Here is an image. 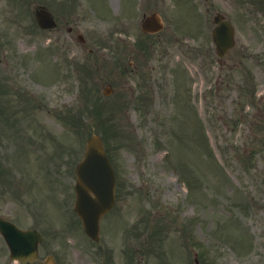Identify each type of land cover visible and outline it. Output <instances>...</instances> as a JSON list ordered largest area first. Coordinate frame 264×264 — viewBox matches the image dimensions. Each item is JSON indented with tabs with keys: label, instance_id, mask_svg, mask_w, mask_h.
<instances>
[{
	"label": "rangeland",
	"instance_id": "374dc122",
	"mask_svg": "<svg viewBox=\"0 0 264 264\" xmlns=\"http://www.w3.org/2000/svg\"><path fill=\"white\" fill-rule=\"evenodd\" d=\"M136 1L0 0V46L8 45L7 56L0 54V210L8 207L22 226L37 220L45 242L36 264L55 246L60 264H98L96 247L82 236L77 220L66 223L71 241H62L47 223L48 218L57 223V216L44 217L51 206L74 199L69 167L83 157L87 139L100 133L122 180L116 208L102 228L101 247L113 252L112 264H264V99L258 97L264 91L262 16L254 5L247 14L244 0H198L199 7L191 0H142L137 14ZM42 5L53 8L60 29L35 27L33 11ZM155 12L163 17L164 29L158 35L143 33V15ZM131 13L133 26L120 25L121 17ZM219 13L236 27V47L223 58L211 36ZM203 24L198 42H184L180 32L199 34ZM79 34L84 47L77 42ZM121 34L132 36L137 46L114 45ZM100 38L111 51L96 47ZM55 49L59 62L76 55L82 67L78 77L88 78L91 89L100 92L95 89L98 114L88 117L78 101L67 103L75 78L73 71L59 77L60 67L51 59ZM28 84L44 85L50 93L38 88L37 101H26ZM155 84L174 102L155 105ZM77 85L80 92L81 82ZM108 85L114 91L107 98L101 90ZM65 99L62 110L51 107ZM21 120L29 122L25 126ZM28 206H42L44 214L29 213ZM166 206L197 213L198 225ZM144 209L154 216L142 222ZM240 237L245 240L238 246ZM5 253L0 238V264H9Z\"/></svg>",
	"mask_w": 264,
	"mask_h": 264
},
{
	"label": "water",
	"instance_id": "95a60500",
	"mask_svg": "<svg viewBox=\"0 0 264 264\" xmlns=\"http://www.w3.org/2000/svg\"><path fill=\"white\" fill-rule=\"evenodd\" d=\"M44 17H48L46 12L43 11L38 13V18L42 21V23H44ZM230 33V25L222 24L217 31V36H223L226 40L223 43H218L219 48H224V46L222 47L224 44L225 46L230 44L232 38V34ZM104 155L103 149L91 141L87 161L80 167L82 171L79 173L80 182L77 186L79 196L78 206H80L79 209L82 211L81 215L83 216L84 226L87 233L94 238L97 237L99 232L100 217L105 214L114 203V179H111L110 175L103 177L100 174V170H103L105 167L103 162ZM90 192H93L96 198L90 199ZM83 206L93 207L88 209ZM96 206L101 207L97 210Z\"/></svg>",
	"mask_w": 264,
	"mask_h": 264
}]
</instances>
